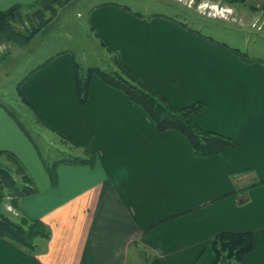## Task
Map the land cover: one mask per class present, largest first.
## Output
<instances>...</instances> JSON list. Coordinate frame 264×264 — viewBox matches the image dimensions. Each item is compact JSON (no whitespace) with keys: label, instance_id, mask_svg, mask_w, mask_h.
Masks as SVG:
<instances>
[{"label":"crops","instance_id":"1","mask_svg":"<svg viewBox=\"0 0 264 264\" xmlns=\"http://www.w3.org/2000/svg\"><path fill=\"white\" fill-rule=\"evenodd\" d=\"M36 1L0 0V10ZM242 4L259 9L254 20H263L264 0ZM88 11L90 30L111 61L118 56L175 108L202 102L196 124L237 146L197 158L185 137L159 132L97 76L82 106L74 59L49 53L21 91L41 117L43 135L67 142V154L59 150L47 162L0 107V151L16 155L37 190L19 209L10 205L9 216L25 227L40 222L48 238L35 237L28 250L0 237V264H213L209 244L223 232L253 233L247 264H264V35L241 36L232 27L228 44L186 20L142 15L125 4Z\"/></svg>","mask_w":264,"mask_h":264},{"label":"trees","instance_id":"2","mask_svg":"<svg viewBox=\"0 0 264 264\" xmlns=\"http://www.w3.org/2000/svg\"><path fill=\"white\" fill-rule=\"evenodd\" d=\"M70 0H37L29 5H13L7 10H0V46L26 45L34 34L48 23L47 15L53 18L57 9L64 7ZM244 1V0H224ZM236 55L243 57L237 50ZM115 70L102 71L98 68L82 70L73 63V78L76 96L80 105L88 99L90 81L97 76L108 86L121 91L130 102L140 107L159 132L175 131L185 137L193 155L197 158H211L233 149L237 144L227 136L201 129L195 117L205 110L202 102L175 108L153 87L129 70L118 58H113ZM22 82L17 90L23 101L33 110V106L21 91ZM34 113L41 120L36 111ZM16 121V118H14ZM0 156L10 159L15 169L0 165V201L7 198L11 207L19 209L20 200L34 195L37 190L33 178L21 161L13 153L0 151ZM76 163H88L85 159H75ZM0 237L14 244L34 250L35 237L48 238L44 226L33 221L29 227L15 222L10 216L0 212ZM209 247L214 255L213 264H247V256L256 248L251 232H223L217 234Z\"/></svg>","mask_w":264,"mask_h":264},{"label":"rangeland","instance_id":"3","mask_svg":"<svg viewBox=\"0 0 264 264\" xmlns=\"http://www.w3.org/2000/svg\"><path fill=\"white\" fill-rule=\"evenodd\" d=\"M103 2L125 4L132 11L142 15L159 13L186 20L190 26H187L188 28L199 30L203 35L223 40L228 44H231L228 39L231 32L228 28H235L241 36L242 33H248L251 38H261L264 35V16L263 20L259 18L255 21V11L258 12L259 9L251 8L252 11H249L242 6V1L70 0L64 7L57 9L55 17L50 18L47 15L48 23L39 29L26 45L0 46V107L17 119L30 135L32 144L39 146L43 159L47 162H50L51 157L56 156L59 150L64 151L66 155L68 143L43 135L41 120L34 113L35 109L23 101L17 85L49 53L61 52L71 56L82 70L92 66L102 71H114L113 60L111 61L100 46L95 33L90 30L87 18L90 7ZM236 44L243 51L241 40ZM250 45L253 46V43ZM20 156L23 158L22 154ZM0 165L15 169L14 163L5 156H0ZM12 208L7 198L0 201V212L9 216L12 215Z\"/></svg>","mask_w":264,"mask_h":264}]
</instances>
